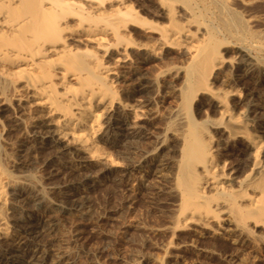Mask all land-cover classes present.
<instances>
[{
	"label": "bare ground",
	"instance_id": "6f19581e",
	"mask_svg": "<svg viewBox=\"0 0 264 264\" xmlns=\"http://www.w3.org/2000/svg\"><path fill=\"white\" fill-rule=\"evenodd\" d=\"M233 2L154 0L144 11L133 0H0V264H50L47 246L52 245L56 213L64 208L44 191L29 196L18 193L21 181L4 164L5 136L23 127L22 164L42 160L43 166L51 167L49 176L56 182L46 190L50 193L68 190L71 176L85 181L115 170L130 175L131 168L143 166L148 159V151L133 142L148 116V106L145 112L144 107L149 99L144 95L159 81V75L147 73L145 64L167 48L187 55L184 65L173 68L182 82L177 121L183 126L175 173L180 212L175 213L174 231L196 223L214 226L218 234L220 230L231 233L241 245L257 238L264 246L260 105L237 86L253 70H264V60L248 46L247 37L258 33L251 31ZM145 12L152 17L144 16ZM156 17L167 22L161 24ZM226 36L235 39L233 58L223 54L231 42ZM259 45L252 46L258 50ZM260 77L254 78L257 83ZM217 80L229 89H214ZM198 96L207 97L217 108L218 119L210 123L195 119L192 109ZM3 117L10 119L6 127L1 124ZM214 131L220 134L218 140ZM234 143L237 147L231 149V156L236 163L220 166L218 147ZM113 150L132 165H120ZM58 158L62 163L55 162ZM224 167L226 171H220ZM61 175L63 181L57 180ZM210 187L215 190L212 194L206 191ZM253 228L261 233L256 236Z\"/></svg>",
	"mask_w": 264,
	"mask_h": 264
},
{
	"label": "rangeland",
	"instance_id": "374dc122",
	"mask_svg": "<svg viewBox=\"0 0 264 264\" xmlns=\"http://www.w3.org/2000/svg\"><path fill=\"white\" fill-rule=\"evenodd\" d=\"M133 1L139 9H144V11L150 9L148 5L151 6L154 3V0ZM238 1L236 3L235 0L233 4L236 5L234 4L232 7L238 12L241 11V16L244 14L242 17L247 20L251 31L255 35L258 33L256 37H247V42H249L248 46L252 48L253 54L256 53L262 62L264 60V57L261 56H264V46L262 45L264 44L262 36L264 35V0ZM251 5L254 7L252 8ZM238 6L244 9H239ZM249 9L250 12H248ZM143 15L147 18L152 17L146 12ZM155 20L161 24L167 22L166 19L158 17ZM254 25L256 26L254 27ZM138 40H142V38H138ZM226 40L231 42L228 46L230 48L226 47V52L223 50L224 57L233 58L236 55L235 39L226 36ZM251 44L259 45L260 49L255 50ZM186 60L187 55L182 51L176 48H167L160 57L145 64L147 73L151 77H154L155 74L159 75V81L156 83L158 86L155 85V88H151V91L149 90L147 95H144L149 99V102L151 101L144 107L145 112L148 106V110L145 112V116L148 114V118L144 119L140 137L133 142V145L148 151L145 154L148 159L144 162V167L131 168L130 175L125 176L120 170H115L109 175H91L85 181H81V176H71L68 178L71 185L68 190L66 189L62 193H50L47 191L52 186L51 184L56 182V178L52 179L49 176L51 167L43 166L42 160L27 166L22 164L19 151L20 140L25 136L23 127H19L20 130L22 129L21 131L18 128L14 133L5 136L4 164L11 170L10 172H13L11 174L21 181V186L17 189L18 193L21 192V195L29 196L44 191L48 194L49 199H53H50L51 201L64 207L61 212L56 213L58 215L57 227L55 226L56 229L54 228L55 230L51 233L52 245L47 246L51 255L50 264H264V246L259 240L257 241V238L248 241L247 245H241L232 240L234 236L231 233L220 230L221 234H218L214 232V226L205 228L196 223L181 225L174 231L177 225L175 215L180 212L178 193L175 190V173L180 157L179 151L180 145H182L180 135L183 133V126L179 125L177 121L181 109L180 93L178 95L181 79L175 75L173 68L180 67L181 64L184 65ZM257 69L246 75L244 80L248 83L243 80L244 82L237 83V86L248 96L251 95L250 99L253 102L260 105L257 112V124L264 129V119H262L264 118V100L262 98L264 88L261 87L264 86V70ZM256 76H261L258 83L254 79ZM214 83V89L217 87V89L223 87V89H229L230 87L221 80L214 81ZM223 84L225 85L223 86ZM257 95L261 97L259 98ZM151 96L153 98H150ZM201 98L202 100H200ZM206 98L198 96L195 101V106H197L192 109L195 119L197 118L196 120L202 123L215 121V118L219 116L217 108ZM152 99L154 100L152 101ZM207 102H210L209 105ZM205 106L207 110L204 108ZM212 109L214 111L211 112ZM1 120L3 127H6L10 122L8 117H3ZM217 133L214 131L212 135L218 140L220 134L218 133L219 137H217ZM223 145L225 144L217 149V163L222 166L226 162V166L231 167L236 163V160L234 162V158L231 156V149L237 147V143L229 146ZM227 151L228 155L225 154ZM114 152H116L114 158L120 165L128 167L132 165V162H129L123 154L121 155L116 150H113ZM61 160L63 161L58 158L55 162L60 164ZM26 167L27 169H25ZM225 167L220 171H226ZM24 178H29V180L25 179L28 182ZM32 178L39 184L36 183L37 181H32ZM63 178L64 175H61L57 177V180L63 181ZM210 188L211 191L206 189L207 193H214L215 190ZM61 195H71V197L62 199ZM38 212L40 210L36 211V213ZM256 229L253 228L258 236L261 230L260 228Z\"/></svg>",
	"mask_w": 264,
	"mask_h": 264
}]
</instances>
